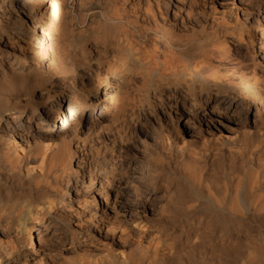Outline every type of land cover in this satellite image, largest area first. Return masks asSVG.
Here are the masks:
<instances>
[{
    "label": "bare ground",
    "instance_id": "1",
    "mask_svg": "<svg viewBox=\"0 0 264 264\" xmlns=\"http://www.w3.org/2000/svg\"><path fill=\"white\" fill-rule=\"evenodd\" d=\"M195 6L0 0V264H264V0Z\"/></svg>",
    "mask_w": 264,
    "mask_h": 264
},
{
    "label": "rangeland",
    "instance_id": "2",
    "mask_svg": "<svg viewBox=\"0 0 264 264\" xmlns=\"http://www.w3.org/2000/svg\"><path fill=\"white\" fill-rule=\"evenodd\" d=\"M257 1L258 0H251V2L247 1L246 3L244 0L243 3H241L240 0H195V18L205 29V32L206 30L207 32H210L213 31L216 25L224 18V21L226 20L231 23H235L237 20L242 19V15L247 14L251 10L253 11V9L257 7ZM260 13L261 17H263V11H260ZM197 22L195 21L196 24ZM199 24L196 26L197 30L201 27H199ZM226 38L227 40H231L228 41L231 57L233 56L234 58L242 59L248 56L249 46H247L248 40H246L245 37L244 40L238 37L233 38L231 36H227ZM225 103L226 101H223L221 102V105H224ZM68 106L69 104L64 107L63 111H65ZM146 122V126L139 125L136 130H133V134L136 139L144 140L147 143L153 141V137L155 136L158 127H167L170 125L168 121L163 120L159 121L160 124H157L158 122L152 121L151 119H146ZM102 139L104 138H100L98 141L102 142ZM116 208L112 209V206H109L106 210L105 216L109 222L116 220L119 216L118 211L115 210ZM115 211H117L116 214Z\"/></svg>",
    "mask_w": 264,
    "mask_h": 264
}]
</instances>
